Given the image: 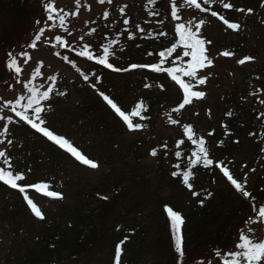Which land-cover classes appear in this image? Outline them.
<instances>
[{
	"label": "trees",
	"instance_id": "obj_1",
	"mask_svg": "<svg viewBox=\"0 0 264 264\" xmlns=\"http://www.w3.org/2000/svg\"><path fill=\"white\" fill-rule=\"evenodd\" d=\"M231 2L237 7H251L253 14H240L234 9L221 11L217 6H213V10L221 11L226 18L239 20L242 27L246 25L245 19L264 27V8L260 7L264 0ZM168 4L169 0H161L158 4L157 10L163 14L161 17L146 16L145 4L142 5L144 11L137 23L146 30L159 31L155 22L163 18V30L169 35L158 39H143L138 35L136 40H128L125 34L120 37L124 50L120 51L119 45L115 49L119 60H115V57L110 62L122 68L130 63L155 62V53L174 42V26L167 16ZM182 11L183 17L188 12L197 13L211 24L223 25L210 15L191 9ZM43 14L42 0H0V76L6 74V51L22 47L26 33L31 28L30 32L34 31L37 26L34 21ZM242 15L243 20L240 18ZM145 20H151L152 24L146 25ZM119 27L117 24L113 32L107 30L98 38L103 39L105 35L114 38ZM129 27L134 30L133 20ZM235 33L239 35L240 31ZM211 41L209 51L213 46H226L225 39ZM244 41L245 35L241 34L226 47L232 48L235 54H241L245 49ZM56 50L68 54L69 59L85 61L89 75L91 72L101 75L102 81L97 88L113 98L122 110L130 112L137 101L143 99L148 106L147 113H144L148 119L140 121L138 117H133V122H142L146 127L129 131L88 83L78 80L71 90L67 79L58 78L56 89L67 94L59 96L53 92L48 102L55 108L51 118L71 126L80 123L89 125V130L83 136L93 134L96 137L94 149L87 148L78 138L71 141L89 158L95 159L99 167L92 169L82 165L24 123L12 126L9 137L13 144L7 150L13 158L14 167L25 171L30 168L28 183L48 182L52 190L63 193V199L46 197L34 189H28L29 198L45 213L46 218L41 221L34 217L18 189L0 182V224H4V233L13 236L8 246L0 248V264H114L115 247L125 236L128 239L122 245L121 264H178L165 204L180 211L185 218L184 264H195L198 260H205L207 264L209 260L212 262L211 258L218 259L213 257L212 250L216 247L222 250L231 248L238 238V229L246 227L244 221L250 215L254 217L255 213L249 202L240 196L218 169H194L193 191L202 194L212 192L203 206L199 203L202 196H193L180 178L171 176V171L175 170L172 165L179 162L184 167L182 159L173 155L174 142L182 138V129L175 127V134L157 133V129L160 120L165 123L163 118H167L166 113L176 107L181 99L179 86L166 73L149 69L113 72L93 61L79 58L75 53H65L59 48ZM147 52L154 55L148 56ZM257 76L260 77L259 81L255 79ZM2 83L3 80H0V85ZM146 83L152 87L145 88ZM159 84L164 85L163 90L156 86ZM253 87L264 88V64L254 73H247L242 81L234 83L232 91L217 102L220 119L209 122L207 130L203 129L200 116L196 114L202 109L203 100L187 105L181 113L172 115L182 124L191 123L198 134L204 135L212 155L217 160H223L235 178L243 181L247 175L246 188L252 192L259 206L264 204V152L261 151L264 149V137L260 135L264 132V118L258 117L264 112V105H259L263 94L249 95ZM74 95L77 101H72ZM228 110H233L232 118L225 115ZM222 123H228L231 136L224 137ZM165 127L172 128L171 124ZM213 129L215 133L208 136ZM131 132L137 135L127 137ZM250 132L256 135H249ZM221 139L225 141L224 146L218 147L217 142ZM235 140H239V143H234ZM164 142L169 146L167 155L164 149H160L156 158L151 157V148H160ZM188 144L186 141L181 146L185 154L190 150ZM146 158H152L154 163L143 164ZM105 164L110 168L104 173L102 169ZM96 171L102 177L90 181V175ZM255 173L258 175L252 178ZM31 177H34L32 181ZM101 196L108 199L103 200Z\"/></svg>",
	"mask_w": 264,
	"mask_h": 264
},
{
	"label": "snow or ice",
	"instance_id": "obj_2",
	"mask_svg": "<svg viewBox=\"0 0 264 264\" xmlns=\"http://www.w3.org/2000/svg\"><path fill=\"white\" fill-rule=\"evenodd\" d=\"M99 5H112L113 0H96ZM161 0H146L144 5L146 16L148 17H161L163 14L157 10L158 4ZM213 6H217L222 10H235V12L250 15L253 14L251 7H237L231 0H169L167 16L170 17L174 24V42L170 43V46L164 47L155 53L157 59L155 62L150 63H130L127 67H116L115 64L110 62L112 58L116 57V46L119 45V50L123 51V45L120 44V37L126 34L128 40H136L139 35L143 39H158L160 37H167L168 32L163 30L165 19H158L155 22L156 26H159V31L146 30L140 23L134 25V30L129 27L131 23V17L127 16L126 9L127 4H123L119 7V15L123 18L121 30L117 31L116 36L109 37L105 35L103 42L97 44L95 47L92 43L86 41V37L94 34L97 29L95 27L90 28L87 32L78 37L77 46H73L69 43V40L63 35L56 34L54 39H49L47 42L53 49V55L60 58L63 62L71 65V67L79 73L82 80L89 84V86L95 89L103 101L110 106L111 110L126 124L129 131L141 130L146 125L142 122H133V117H138L140 121L147 120L148 117L144 115L147 113L148 106L143 99L137 101L135 107L126 112L118 105V103L107 95L105 92L100 91L97 88V84L101 83L102 76L96 72L86 74L77 66V63L73 59H69L68 54H62L61 51L56 49H64L69 53H75L79 58H85L87 61H93L98 65L103 66L106 69L113 72H128L134 69H149L158 73H166L171 81H174L179 86V90L182 92L181 99L177 103V106L172 108L170 112L166 113L167 122L171 125H178L181 127L182 138L177 139L174 142L175 150L173 155L182 159L184 167H181V163H175L172 167L175 169L171 171L172 177L180 178L181 183L192 192L193 196L200 197L199 203L203 206L205 199L212 196V192L206 191L203 194L197 191H193V182L195 179L194 169L198 167L203 169H218L223 176L230 182L231 186L240 194V196L249 202L252 212L255 216H248L244 221L246 227H240L238 229L237 242L228 250H222L216 247L212 250L211 254L214 258H218L217 264H264V238H258L254 229L251 227L256 223H264V204L257 206L256 198L252 192L247 190V175L243 177V181L234 177L233 173L229 170L228 166L223 160H217L211 153V149L208 146V141L204 135L198 134L197 130L191 123H183L178 118H173L172 113H181V110L185 109L187 105H193L196 101H202L206 98V91L201 90L202 86H206L210 78V74H204V71L214 66V57L209 51V45L212 44L211 40L204 38L202 34V28L208 23V20L200 15H193L191 18L185 20L183 18V11L191 9L197 11L199 14H207L218 21L222 22L226 26V30L239 32L242 28V23L239 20H233L226 18L221 11L213 10ZM91 11V4L85 3L82 5L81 0H75V10L72 12L66 11L62 7H57L55 0H42V11L46 14V20L42 25L40 19L34 21L35 25H42L38 29L34 28L35 35L26 47L29 49H36L38 42H41L42 37L45 35L47 28H53L57 30H63L67 36H72V32L68 28L69 17H78L81 12V8ZM264 8V3L260 5ZM111 13L109 10H104L102 14L103 21L109 20ZM146 25H151V20H145ZM107 27V24L105 25ZM115 27V22L111 25ZM155 27V26H154ZM139 47V45H137ZM148 56H153V52H147ZM235 53L229 50L219 52V56L232 57ZM32 57L28 51L21 50L18 54L14 53V50L6 51L5 55V69L8 80L15 78L16 84L25 90L22 94L18 95L14 99L4 100L0 103V121H4L0 125V145H4V148H0V182L10 186L12 189H18L23 194V198L34 214L35 218L43 221L45 220V213L41 207L37 205L33 199L28 196V189H34L38 193H42L46 197L63 199V193L57 190H52V185L48 182H27V174L31 173V169L20 170L13 165V158L8 153V146L13 144V140L9 137L10 126H14L17 123H24L30 126L31 129L41 134L48 141L52 142L58 148L65 150L76 161L82 165L88 166L92 169L99 167L98 162L95 159L89 158L83 151H81L74 143L68 139L65 135L58 133L54 130L46 119L49 112L52 111L51 104L48 103L51 100L52 94L55 91L59 96H65L67 93L64 91H58L56 89V82L59 74H54L47 77V80L51 83L45 88L44 84L37 85L35 80L37 77L43 76L40 69L44 66L43 61H39L35 70L32 72L31 78L27 80H21L20 76L23 71L21 61L23 64H27ZM254 57L248 55L238 60L239 65H244L248 61H253ZM95 79V83H92V79ZM4 77L0 76V80ZM257 81L260 77L255 78ZM7 82V81H5ZM160 89H164L163 84L156 85ZM145 88H151L152 85L145 84ZM264 94V88L257 89L253 87L249 92L251 96H258ZM261 104H264V99L260 100ZM7 109L11 114L5 116L3 113ZM198 115V113H196ZM211 116V110L207 113ZM225 115L228 118H232L234 115L233 110L226 111ZM264 118V112L259 114L258 119ZM224 137L227 138L232 135L229 129L228 123H222ZM264 127V125H262ZM215 133V129L208 133V136H212ZM249 135H256L254 132H250ZM260 135L264 137V132ZM189 142V153L185 154L181 150V146ZM239 143V140L233 141ZM224 139L217 142L218 147L224 146ZM168 143L164 142L160 148H151L149 155L153 158L158 156L160 149L165 150V156L167 155ZM264 152V149L261 150ZM231 163V161H229ZM255 171V169H253ZM103 200H107V196L100 197ZM164 210L167 217L170 220L171 234L174 239V250L178 254V264H184L185 248H184V234L183 226L185 224V218L183 214L174 210L173 207L165 204ZM128 237L125 236L115 247L114 251V264H121L122 245L127 241ZM54 247V245H53ZM195 264H205V260H198ZM207 264H212L209 260Z\"/></svg>",
	"mask_w": 264,
	"mask_h": 264
},
{
	"label": "rangeland",
	"instance_id": "obj_3",
	"mask_svg": "<svg viewBox=\"0 0 264 264\" xmlns=\"http://www.w3.org/2000/svg\"><path fill=\"white\" fill-rule=\"evenodd\" d=\"M88 4H91V11H87L83 7L81 8L80 15L78 17H69L68 19V28L69 31L72 32V36H67L63 30H57L53 28H47L45 35L42 37L41 42H38L36 49H29L24 45H27L35 35L34 31L31 33L30 31L32 28L26 33L25 43L22 47H17L14 51L15 54H18L21 50L28 51L32 57L31 60L28 61L27 64H23L21 61V66L23 71L21 73V80H27L31 78L32 72L35 70L39 61L44 62V66L40 69L43 73V76L37 77L35 83L37 85L44 84L45 88L51 83L47 80L48 76L59 74L58 78H65L68 80L69 88L71 90L74 89L73 83L81 80L82 77L77 73L71 65L63 62L60 58L55 57L53 55V49L47 42L49 39H54V35L59 34L65 36L69 40V43L73 46H77L78 37L84 32H87L90 28L95 27L97 31L89 37H86V41L92 43L95 47L97 44L103 42V39L98 38L99 34H105L107 30L113 32V27L111 25L115 22V28L117 24H119V30L123 27L122 25V17L119 15L118 9L123 4H127L128 8L126 9L127 16L131 17L133 20V26L141 19L143 14V9H141L142 5L146 3V0H113L112 5H99L96 0H86ZM57 7H62L66 11L72 12L75 10V0H55ZM82 5L85 3V0H81ZM109 10L111 15L107 22L103 21L102 14L104 10ZM193 13H186L184 15V19L187 20L191 18ZM243 20V15L240 17ZM42 21V25L46 20V14H43L40 18ZM246 25L243 26L240 30V34L236 35L234 31L226 30V26L221 24H211L207 23L206 26L203 27L202 34L204 38L207 40H215L225 39L226 46L230 41H236L239 36L245 35L244 41V51L241 54H235L232 57H223L219 56V52L224 50L233 51L232 48L220 47L219 45L213 46L210 48V53L214 57V66L206 69L204 74H210V78L207 82L206 86H202L201 90L206 91L207 95L206 98L202 101V109L198 111V115L200 116V123L204 130H207V125L209 122H218L220 119V114L217 109V102L222 101L224 96L227 92L232 91V86L234 83H238L242 81V79L247 75L249 72H255L259 66L264 64V27L263 24L256 23L251 21V19H245ZM107 24V27L105 26ZM173 24V23H172ZM42 25H37L35 29H38ZM174 26V24H173ZM113 37V36H112ZM63 52H67L66 50L62 49ZM252 56L254 57L253 61H248L244 65H239L238 60L242 59L244 56ZM119 60L118 56L115 60ZM113 60V59H111ZM77 64L81 66L82 71H85L86 74L88 71V65L83 60L75 59ZM114 61V60H113ZM7 81V82H5ZM92 82L95 83V79H92ZM98 85V84H97ZM19 84H16L15 78L8 80L7 73L4 76L3 83L0 85V103L4 100L14 99L18 95L24 92ZM261 98L264 99V94L261 95ZM72 101H77L76 95L72 97ZM131 99V98H130ZM129 99V102L132 101ZM262 100V99H261ZM131 105V104H130ZM259 105L263 107L264 104H261L259 101ZM125 107H128L125 105ZM211 110V116H209L208 110ZM55 108H52V111L49 112L46 116V119L49 120V124L52 128H54L57 132L66 135V137L70 140H74L78 138L82 141V144L86 145L87 148L94 149V145L97 140L93 134H89L83 136V134L89 130V125L84 126L83 123L71 126L66 123L57 122L51 117H53V111ZM5 116L10 115L11 113L5 109L4 113ZM164 122L160 120L157 133L158 132H165L175 134L176 130L175 127L180 129L178 125H171L172 128L165 127L169 126L170 124L167 122V118H163ZM84 122V121H83ZM4 121H0V125H2ZM165 124V125H164ZM210 125V124H209ZM208 125V127H209ZM12 126H10V131ZM137 133L131 132L126 135L127 137H134ZM264 146V142L262 143ZM4 145H0V148H4ZM96 151V150H95ZM237 160H239L237 158ZM153 164L154 160L152 158H146L143 161V164ZM105 167V168H104ZM102 171L107 172L109 170V166L105 164ZM258 174L255 173L252 175V178H255ZM102 174L99 171L93 172L89 180L94 181L95 179L101 178ZM251 178V179H252ZM34 177H31L30 180L32 181ZM3 225L0 224V248L4 246H8L11 242L13 236L12 234L7 235L3 232ZM255 231V234L258 238H261L262 235V225L261 223L256 224L252 227ZM2 238V239H1ZM233 244L234 245L235 241ZM2 254H6L2 253ZM207 257H211L210 254H206ZM212 259V264H217L218 259Z\"/></svg>",
	"mask_w": 264,
	"mask_h": 264
}]
</instances>
